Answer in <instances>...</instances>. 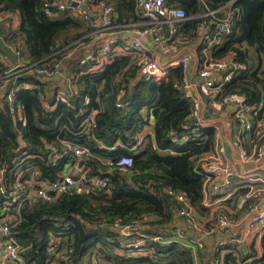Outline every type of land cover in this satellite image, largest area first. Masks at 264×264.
Instances as JSON below:
<instances>
[{"label": "trees", "instance_id": "obj_1", "mask_svg": "<svg viewBox=\"0 0 264 264\" xmlns=\"http://www.w3.org/2000/svg\"><path fill=\"white\" fill-rule=\"evenodd\" d=\"M41 1L0 0V14H17L18 25L14 29L5 26L3 35L6 42L19 45L24 63L44 66L60 61L63 70V77L47 79L23 69L10 76L0 91L2 98L14 89V102L22 110V119L13 122L7 101L0 100V165L5 161L2 179L5 195L16 184L19 174L18 180L25 185L26 181L60 178L75 160L71 153L61 154L62 140L89 149L90 154L79 161L86 169L84 185L92 177L107 180V185L101 189L85 185L81 191L72 190L51 201L24 203L18 220L13 222V236L24 261L29 264H49L53 259L60 264H196L198 259L199 264H212L215 260L221 264H264V232L259 238V248L255 238L247 244L233 239L210 251L204 247L205 250L197 253L175 237L179 218L176 212L181 203L168 194L169 190L182 193L197 215L211 217L212 222L220 209L202 204L203 177L195 168L197 158L214 149L215 129L197 128L193 123L192 102L182 87L181 68L168 67L165 79L159 81L141 74V64L132 53L133 56L110 54L104 61H98L92 59L95 52L87 56L81 51L75 57L62 59L74 42L85 40L88 31H78L80 24L75 17L49 19ZM110 1L125 3L132 8L135 20H140L136 0ZM227 1L168 0L167 7H181L188 16L176 25L175 39L193 40L202 21L211 20L204 14L209 9H219L216 16H223L222 8ZM232 7L235 15L229 33L218 35L214 39L219 38L218 42L211 46L200 43L191 53L193 75L206 61L207 47L214 59L233 56L246 68L220 72V77L229 72L231 78L214 82L218 86L216 99L239 94L246 105L253 107L251 116L264 119V0H234ZM208 32L213 36V24ZM249 48L254 49L256 58L250 55ZM6 69L0 61V76ZM55 80L63 86L68 80L74 89L66 101L55 102L50 96L49 104L53 107L46 109L39 93L47 89L53 95L60 88ZM25 83L30 88H24ZM118 101L123 108L116 106ZM94 109H99L95 124L88 132L82 131V119ZM149 120L153 122L152 138L132 149L135 137ZM18 132L25 146L17 153H7L15 147ZM183 137L185 141H181ZM117 141L120 145L107 148ZM263 142L264 138L260 144ZM100 143L104 146L99 147ZM241 145L250 148L248 139H242ZM125 155L132 156L133 164L121 169L115 162ZM243 193L237 190L234 197L219 204L224 210V205L236 210L226 211L235 220L241 218L249 202L244 201L236 208L238 196ZM5 195L0 192V217H11L17 205ZM115 219L122 223L137 220L141 234L138 237L153 248L154 254H124L127 238L111 227ZM155 236L161 241H153ZM63 255L68 258L64 259Z\"/></svg>", "mask_w": 264, "mask_h": 264}, {"label": "built area", "instance_id": "obj_2", "mask_svg": "<svg viewBox=\"0 0 264 264\" xmlns=\"http://www.w3.org/2000/svg\"><path fill=\"white\" fill-rule=\"evenodd\" d=\"M61 1V0H60ZM69 4V8L72 12V16L80 17L87 23L88 33L85 36V40L82 42L84 48L96 49V56L93 60L104 61L110 54H113L115 48L119 43H122L123 48L133 53L140 62V72L145 76H154L159 81L165 79L168 67L179 66L184 74L183 89L185 95L191 99L192 113L191 116L196 121H193L195 126L205 127L212 126L215 129V146L214 149L200 155L195 163V168L203 177L202 185V204L205 207L214 208V206L221 203V199L230 198L237 190H242L245 201H249L242 214V221L245 222L246 233L249 232H264V175L260 172V168H253L252 171H240L237 168V159H230L225 155L223 146V136L231 133L230 128H227V132L222 131L221 127L217 124H210V121L205 118V112L208 105L212 101H215L219 106L230 105L233 115V119L238 126V143L237 146L240 156L245 160L252 161L254 163H262L264 158L263 144L260 141L264 138V119H255L251 116L250 112L253 107L244 103L243 97L239 94H227L221 95L216 99L218 94V86L214 85V82L218 80L228 81L231 78V73L223 77H220V72L225 70L245 69L246 65L237 62L233 59V56H226L219 59H214L210 54V47H207L206 55L207 59L202 67L197 71V78L203 80V86L208 89L209 94L207 97L206 105L203 104L201 96L193 93L194 84L192 82L193 71H191V63L193 57L191 53H183L176 59L170 62L167 66L161 63L155 56L149 54V49L143 42L144 37L150 35L160 34V48L163 54H168L172 50L175 43V36L177 32V24L187 19L188 16L185 10L181 7H167L168 0H136L138 4V14L142 19V24H132V35L128 38L122 37L114 29V8L110 3H106L104 0H64ZM234 0H228L223 6V16L217 17L216 12L219 9L208 10L204 16H210L211 20L207 18L202 21L198 27V36L200 43H207L211 46L214 39L219 35L229 33L230 25L235 15L233 9ZM72 3L77 5L73 6ZM58 0H42V10L47 13L52 8L58 7ZM79 5H86L87 10L81 8ZM7 19H17V14L12 12H4L0 14V32L1 25ZM167 25L168 33H160L162 26ZM210 24L214 25L213 36L209 34L208 27ZM104 39V40H103ZM57 48V46H55ZM55 48V49H56ZM15 53L20 56L18 49H15ZM70 54L63 55V58H68ZM0 61L7 66V69L0 76V91L6 87L8 80L15 70H26L28 72L43 76L47 79H54L63 77V70L60 61H54L48 65L39 66L35 64L27 65L22 63L19 66H11L8 57L0 53ZM24 88H30L29 84H23ZM74 86L69 81L64 88H59L51 95L47 89H44L39 93V100L42 106L46 109H50L53 106L49 104L50 96L54 98L55 102L66 101L71 95ZM210 89V90H209ZM119 96L121 93L118 94ZM4 98L9 107V114L13 122L22 119V110L17 107L14 102V89H10L6 92ZM0 98V100L2 99ZM116 106L123 108L122 103L118 101ZM99 109H94L89 115H86L81 121V130L88 132L90 127L95 124V115ZM194 126V127H195ZM195 127V128H196ZM198 128V127H197ZM136 143L132 149L142 143L139 136L135 137ZM242 139H248L250 148L246 149L241 145ZM186 137H183L181 141H185ZM62 153L73 154L75 160L71 163L60 178L51 181H26L27 185L18 180L20 174L16 177V184L12 187L9 194L5 195V190L2 185V179L6 170L5 161L0 165V192L2 195L8 197L11 202L17 205L16 213L11 217L6 215L0 217V235L2 240L0 246L2 248V258L0 264H29L26 263L21 256V247L16 242L13 236V222H16L19 218L20 207L28 202L35 203L38 201H51L57 198L61 194L68 193L72 190L81 191L85 189V185L93 189H101L106 187L107 180L92 177L89 184L84 185V176L86 169L79 161L87 157L89 149L85 146L73 145L70 142L62 140ZM237 143V144H238ZM120 145L117 141L113 146L107 147L108 149H114ZM25 146V141L21 133L16 134V145L14 148L8 149L6 152L17 153ZM103 144H99V147H103ZM115 164L121 169H128L133 164L132 156L125 155L120 157ZM238 180V184L234 186V181ZM168 194L173 196L181 206L177 210V216L180 217L187 227L184 229L181 226H177L175 229V237L181 241L183 245L189 247L193 253L197 251H203L205 242L201 232H198L199 225L196 220V211L189 205L187 198L182 193H175L168 191ZM217 198V199H216ZM217 200V201H215ZM223 207V206H222ZM216 225L219 228H231L237 225V220H233L231 216L225 210H219L215 219ZM111 227L117 231L122 237H126L127 240L123 246V251L126 255H153L154 250L151 246L144 244V239L140 236L139 222L137 220H131L130 222L122 223L119 219H115ZM244 237V235H243ZM242 238H236L237 243H241ZM155 242H160L159 236L152 238ZM235 240V239H234ZM69 251H71L69 249ZM64 259H67V255H63ZM212 264H221V261L215 260Z\"/></svg>", "mask_w": 264, "mask_h": 264}, {"label": "crops", "instance_id": "obj_3", "mask_svg": "<svg viewBox=\"0 0 264 264\" xmlns=\"http://www.w3.org/2000/svg\"><path fill=\"white\" fill-rule=\"evenodd\" d=\"M106 3H110L111 5H113L114 11H113V18H114V29L118 32V34L122 37L128 38L132 35V31H131V27L132 24L136 23V24H142L143 21L140 18V20H135V16H134V12L132 10L131 7H129L128 5H126L125 3L122 2H116V1H110V0H104ZM108 1V2H107ZM58 7L56 8H52L51 10H49L47 12V17L49 19H64L65 17H74L72 16V12L69 11V4L66 3L64 0H58ZM223 13V12H222ZM79 24L80 27L78 28L79 32H86L89 31L87 23L84 22L80 17H75ZM4 25L2 27L1 25V32H0V51L1 53L5 54L10 62V65L15 67V66H19L22 63H24L23 59L17 55L15 53V49H18L19 45H14V44H10L8 42L5 41L4 39V35H3V31H4V27L6 26H11L12 29H14L17 25H18V17L17 19H7L5 22H3ZM163 27V26H162ZM167 30V25L165 26L164 30L163 28L160 29V33H165V31ZM88 33V32H87ZM104 40V39H103ZM160 34L157 33L155 35H148L146 37H144L143 42L146 45V48L149 49V54L151 56H155L157 59H159L161 61V63L166 64L167 66L170 64L171 61H173L174 59H176L177 57H179V55L183 54V53H194L195 49L197 48V46L200 44V38L197 34V36L192 40H185L182 38H176L175 39V43L173 44L172 50L170 51V53L168 54H163L161 52V48H160ZM81 51H83L85 54H87V56H89L92 52L96 53V49L94 48H84L83 44L81 41L79 42H74L73 46L68 49L66 52L63 53V55L65 54H70L69 57H75L77 56ZM249 53L252 57L256 58L255 55V51L253 48H249ZM113 54H131V52L125 50L123 48L122 43H119L118 46L115 48ZM63 55L61 56L63 59ZM96 55V54H95ZM92 56V55H91ZM90 56V57H91ZM133 56V55H132ZM66 58V57H64ZM93 58V57H92ZM194 68V62L191 63V71H193ZM16 72L12 73V77L15 76L19 71L21 70H15ZM45 78V77H44ZM192 82L194 84L193 87V93L195 95H198L199 97L201 96L202 98V102L203 104L206 105L207 101V97L209 92L208 89H206L203 86V80L197 78V74L194 75L192 77ZM57 86H59L60 88H64L65 86H63L62 83H58ZM207 101V102H206ZM208 105H210L209 108H207L206 112H205V118H207L209 121L211 119H214L215 121H210V124H217L221 127L222 131H224L225 133L227 132V128L229 127L231 130V133L229 135H225L223 136V146H224V150H225V155L230 158V159H237V168L240 171H252L253 168H260V172L264 175V158L262 160V163H254L252 161H248V160H244L238 151L237 146L239 145L238 143V126L236 124V122L233 119V115H232V111H231V106L230 105H225V106H219L217 105V103H215V101H212L211 103H209ZM152 120H149L148 123L143 127V129L141 130V132L138 134L140 140H142L141 145L150 137L152 138ZM238 143V144H237ZM262 148L264 150V142L262 145ZM235 184H238V180L236 179L234 181V186ZM243 194H240L238 196V204L236 206V208H238L242 202L245 201L244 197L242 196ZM231 198V197H230ZM217 199V198H216ZM229 199V198H227ZM223 200L226 199H221V202H223ZM217 201V200H215ZM220 208L219 210H222V206L221 205H216L214 206V210L215 208ZM224 207L229 211V212H235L236 210H232V208L228 205H224ZM228 207V208H227ZM232 210V211H231ZM205 217H201L199 215L196 214V220L198 225H200V227L202 226V224H206L210 218H205ZM237 225L231 228H219L218 231L216 228H205L203 227L202 233H203V238H204V242H205V249H207L206 251H210L214 248H216L219 239H226L227 241H230L232 239H236V238H242V236H239V234L236 232L237 227L241 226L243 224L244 221H242V216L240 219L237 220ZM177 226H181V227H185V222L179 217L176 221ZM214 230V231H213ZM228 231V232H227ZM209 232V233H206ZM216 232V233H213ZM246 232V231H245ZM211 234V235H210ZM207 235V236H206ZM219 236H221V238H219ZM261 236V235H260ZM233 237V238H232ZM248 234L245 233L242 242L244 244L246 241H249ZM260 238V237H259ZM259 238L257 240V248H259ZM2 235H0V241L2 240ZM241 242V243H242ZM249 243V242H248ZM204 249V250H205ZM2 258V248L0 246V259ZM49 264H60L58 262L57 259H53ZM196 264H199L198 259L196 261Z\"/></svg>", "mask_w": 264, "mask_h": 264}, {"label": "rangeland", "instance_id": "obj_4", "mask_svg": "<svg viewBox=\"0 0 264 264\" xmlns=\"http://www.w3.org/2000/svg\"><path fill=\"white\" fill-rule=\"evenodd\" d=\"M193 41V40H192ZM62 64V63H61ZM55 82L56 83H61L59 80H55ZM67 82H68V80H67ZM67 85V83L65 84V86ZM231 197H234V194L231 196ZM228 208V207H227ZM224 210V209H223ZM229 210V209H228ZM228 210H226L225 209V211H228ZM233 210V209H232ZM231 210V211H232ZM234 211V210H233ZM208 218H210L209 219V221L204 225V224H202V226L203 227H205V228H209V223H210V228H216L217 230H215V231H218V229H219V227H217V225H216V222H215V220H214V222H212V220H211V217H208ZM232 218V217H231ZM205 219V218H204ZM233 219V218H232ZM233 220H235V219H233ZM212 225V226H211ZM200 227V225H199V231L198 232H201V234L203 235V233H202V230H201V228L203 229V227ZM213 230V231H214ZM246 231V227H245V222H243V224L241 225V226H239V227H237V229H236V232L239 234V236H242V235H245V232ZM228 232V231H227ZM206 233H209V232H206ZM213 233H216V232H213ZM262 234V232H249L248 233V237H246V238H249V241H246L245 243H248V242H250V241H252L254 238V240H256V243H257V240H258V238L260 237V235ZM211 235V234H210ZM207 236V235H206ZM219 238H221V236H219ZM233 240V239H232ZM226 242H229V241H227L226 239H224V238H222V239H219V241H218V244H217V246L216 247H218V246H220V245H222V244H224V243H226Z\"/></svg>", "mask_w": 264, "mask_h": 264}, {"label": "water", "instance_id": "obj_5", "mask_svg": "<svg viewBox=\"0 0 264 264\" xmlns=\"http://www.w3.org/2000/svg\"><path fill=\"white\" fill-rule=\"evenodd\" d=\"M73 6L77 5L76 3H72ZM81 8L87 10V6L86 5H79ZM123 112V111H121ZM193 121H196V119H192ZM264 203V202H263Z\"/></svg>", "mask_w": 264, "mask_h": 264}]
</instances>
